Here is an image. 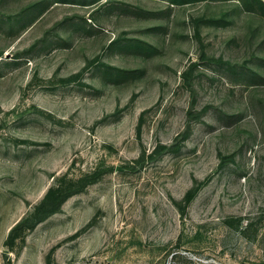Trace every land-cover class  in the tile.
Wrapping results in <instances>:
<instances>
[{"label": "rangeland", "instance_id": "374dc122", "mask_svg": "<svg viewBox=\"0 0 264 264\" xmlns=\"http://www.w3.org/2000/svg\"><path fill=\"white\" fill-rule=\"evenodd\" d=\"M246 1L0 0V264H264V8Z\"/></svg>", "mask_w": 264, "mask_h": 264}, {"label": "trees", "instance_id": "16d2710c", "mask_svg": "<svg viewBox=\"0 0 264 264\" xmlns=\"http://www.w3.org/2000/svg\"><path fill=\"white\" fill-rule=\"evenodd\" d=\"M258 2L259 7L264 8L263 0H256ZM247 4L248 1L244 0ZM192 131V125L190 123L187 124L186 128L180 132L174 139L173 143L170 145L160 144L158 145L150 154L151 158L157 157L162 153L163 148H168L169 150L177 147L178 142L185 141ZM95 173L92 175H86L79 179H67L66 177L61 178L56 182L53 186H51L43 197L42 201L36 206L34 214L32 218H27L25 220L17 222L13 228L11 229V235L9 236L10 241L13 239V232L20 228L26 226L27 223H31L29 228L34 227L40 221L48 217L49 215L57 212L63 203L70 198L71 196L83 191L87 184L93 183L95 179ZM91 177V180L88 179ZM198 187L191 188L186 194V201L191 202L198 192Z\"/></svg>", "mask_w": 264, "mask_h": 264}]
</instances>
